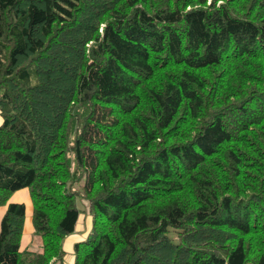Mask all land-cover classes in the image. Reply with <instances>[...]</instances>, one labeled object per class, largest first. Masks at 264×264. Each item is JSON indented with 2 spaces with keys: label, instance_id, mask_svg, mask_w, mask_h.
<instances>
[{
  "label": "trees",
  "instance_id": "1",
  "mask_svg": "<svg viewBox=\"0 0 264 264\" xmlns=\"http://www.w3.org/2000/svg\"><path fill=\"white\" fill-rule=\"evenodd\" d=\"M0 112V264H264V0H0Z\"/></svg>",
  "mask_w": 264,
  "mask_h": 264
},
{
  "label": "rangeland",
  "instance_id": "2",
  "mask_svg": "<svg viewBox=\"0 0 264 264\" xmlns=\"http://www.w3.org/2000/svg\"><path fill=\"white\" fill-rule=\"evenodd\" d=\"M78 188H79V186H78ZM29 195H30V193H29ZM85 202L86 201L84 199H79V201H78L79 207L82 211V214H81L80 220H79L78 231L73 233V235H71L70 237L68 236L67 238H65L64 243H63L64 249L66 251L65 264H74V262H73L74 261V244L79 242V241H82V237H85V235H86L85 233L90 228V221H91L90 218L91 217L88 213V208L83 205ZM2 217H3L2 206H0V223H1ZM26 234H27V232H26ZM39 240H40L39 237L33 235V233H32L30 236H27V237H25V239H23V246L22 247L25 246L27 241H31L33 249L37 250L38 245L40 243Z\"/></svg>",
  "mask_w": 264,
  "mask_h": 264
},
{
  "label": "crops",
  "instance_id": "3",
  "mask_svg": "<svg viewBox=\"0 0 264 264\" xmlns=\"http://www.w3.org/2000/svg\"><path fill=\"white\" fill-rule=\"evenodd\" d=\"M2 122H3V118H2L1 112H0V125L2 124ZM9 202H12V203H24L26 205V219H25L24 233H23V236H22V246H23V239H25V237H27V236H30L32 234V232H33L32 216H31V214H32V203H31V199H30V195H29V190L27 188H25V189H22V190H19V191L15 192L11 196ZM6 208H7V206H2L3 215H4L5 211H6ZM79 220H80V218H79ZM79 220H78V223H77V226H76V231H78ZM90 228H91V221H90ZM90 228L85 233L86 234L85 237H82V240H84L86 238ZM26 232H27V234H26ZM71 235H73V234H71ZM39 239H40V237H39ZM39 242L41 243V239L39 240ZM40 243L38 245V249L34 250L31 241H27L25 246L22 247V249L27 247L29 250H32V251H40ZM63 248H64V244H63ZM65 258H66V255H65Z\"/></svg>",
  "mask_w": 264,
  "mask_h": 264
}]
</instances>
